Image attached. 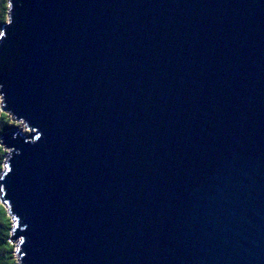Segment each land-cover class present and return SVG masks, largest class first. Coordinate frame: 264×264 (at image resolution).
Listing matches in <instances>:
<instances>
[{"label": "water", "instance_id": "95a60500", "mask_svg": "<svg viewBox=\"0 0 264 264\" xmlns=\"http://www.w3.org/2000/svg\"><path fill=\"white\" fill-rule=\"evenodd\" d=\"M11 5L21 264H264V0Z\"/></svg>", "mask_w": 264, "mask_h": 264}, {"label": "trees", "instance_id": "16d2710c", "mask_svg": "<svg viewBox=\"0 0 264 264\" xmlns=\"http://www.w3.org/2000/svg\"><path fill=\"white\" fill-rule=\"evenodd\" d=\"M11 0H0V37L3 27L11 23ZM10 110H6L1 95L0 88V140L4 134L10 136H26L19 132V122ZM27 126V125H26ZM28 129H30L27 126ZM18 131V132H16ZM7 140V139H6ZM8 152L0 143V180L4 178L5 166L7 163ZM2 189H0L1 191ZM3 195L0 196V264H21L19 249L12 241L16 231V220L9 207L4 201ZM18 255V257H17Z\"/></svg>", "mask_w": 264, "mask_h": 264}, {"label": "rangeland", "instance_id": "374dc122", "mask_svg": "<svg viewBox=\"0 0 264 264\" xmlns=\"http://www.w3.org/2000/svg\"><path fill=\"white\" fill-rule=\"evenodd\" d=\"M17 121V120H16ZM20 122V121H19ZM19 132L21 133V134H24V135H26V133L27 134H29L30 132H31V130L30 129H28L27 128V126L25 125V124H23V123H20L19 124ZM16 132H18V131H16ZM5 135V134H4ZM0 143H1V140H0ZM2 145V144H1ZM3 146V145H2ZM6 149V151L8 152V156H7V158L12 154V151L11 150H9V149H7V148H5ZM19 240H16V241H14V243L16 244V247H18V245H19ZM17 257H18V255H17Z\"/></svg>", "mask_w": 264, "mask_h": 264}]
</instances>
